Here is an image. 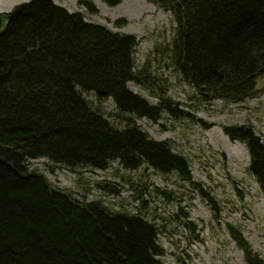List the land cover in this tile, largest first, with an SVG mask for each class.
<instances>
[{
  "label": "trees",
  "instance_id": "16d2710c",
  "mask_svg": "<svg viewBox=\"0 0 264 264\" xmlns=\"http://www.w3.org/2000/svg\"><path fill=\"white\" fill-rule=\"evenodd\" d=\"M110 8L125 0H101ZM176 22L173 68L203 102L243 103L256 97L264 76V0H147ZM90 16L93 0H77ZM0 14V264H166L159 229L142 214L114 213L84 204L29 169L47 159L69 170L106 171L118 163L193 182L191 163L169 142L141 127H114L83 99L113 100L123 115L158 123L194 117L166 95L153 104L129 84L150 89L136 72L135 35L115 33L72 13L54 0H30ZM128 23L115 22L116 28ZM233 143L246 146L249 173L264 190V137L251 126H225ZM113 194L119 191L106 186ZM202 195L213 199L201 190ZM232 241L245 264H264L236 226Z\"/></svg>",
  "mask_w": 264,
  "mask_h": 264
},
{
  "label": "rangeland",
  "instance_id": "374dc122",
  "mask_svg": "<svg viewBox=\"0 0 264 264\" xmlns=\"http://www.w3.org/2000/svg\"><path fill=\"white\" fill-rule=\"evenodd\" d=\"M29 1L0 0V14L11 13ZM61 1L72 13L85 12L74 0ZM99 5V15L85 13L91 23L139 40L136 72L146 78L150 89L136 84H129V88L153 104L159 103L158 95L167 94L194 119L177 121L164 114L154 123L121 114L113 100L100 101L94 93L80 90L81 96L114 127L137 125L152 139L169 142L176 153L190 161L193 182L160 175L148 167L127 171L118 163L106 171L69 170L40 159L30 161L29 169L81 203H99L114 213L142 214L159 229L158 239L165 251L160 259L166 264H245L242 251L228 233V224L240 229L264 258V190L249 173L246 146L231 142L223 132L225 126H251L264 137V76L258 80L256 97L243 103L203 102L173 68L169 48L176 22L171 14L147 0H125L116 8ZM119 19L128 25L116 28ZM106 186L115 187L119 195Z\"/></svg>",
  "mask_w": 264,
  "mask_h": 264
},
{
  "label": "crops",
  "instance_id": "0c3cea01",
  "mask_svg": "<svg viewBox=\"0 0 264 264\" xmlns=\"http://www.w3.org/2000/svg\"><path fill=\"white\" fill-rule=\"evenodd\" d=\"M74 1L77 3V0H74ZM54 2H55L57 5H59V6L63 7V8H65V9L69 10L68 7L66 6V4L63 3L61 0H54ZM93 2L96 4V6H97L98 8L100 7L99 3H103L101 0H93ZM99 9H100V8H99Z\"/></svg>",
  "mask_w": 264,
  "mask_h": 264
},
{
  "label": "water",
  "instance_id": "95a60500",
  "mask_svg": "<svg viewBox=\"0 0 264 264\" xmlns=\"http://www.w3.org/2000/svg\"><path fill=\"white\" fill-rule=\"evenodd\" d=\"M10 19V17H9V15L8 14H2V16H1V22H2V24H3V26H4V29H5V27H6V22L8 21Z\"/></svg>",
  "mask_w": 264,
  "mask_h": 264
}]
</instances>
